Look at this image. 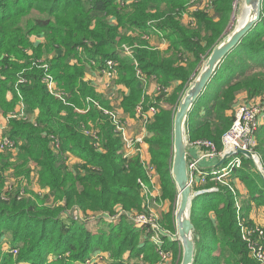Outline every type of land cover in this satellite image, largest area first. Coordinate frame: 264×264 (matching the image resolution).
Listing matches in <instances>:
<instances>
[{
	"label": "trees",
	"instance_id": "obj_1",
	"mask_svg": "<svg viewBox=\"0 0 264 264\" xmlns=\"http://www.w3.org/2000/svg\"><path fill=\"white\" fill-rule=\"evenodd\" d=\"M200 2L0 0V111L8 114L16 108L20 97L15 86L22 74L27 81L18 84L19 91L27 109L37 112L34 121L10 119L8 134L16 149L0 151V264H89L87 259L97 252L108 256L92 258L94 264H130L140 256L147 264H158L159 254L149 234L145 236V227L131 223L125 214L116 216L118 207L145 210L141 183L150 180L139 156H124L122 139L109 115L87 101L112 107L111 98L100 93L88 76L101 72L108 59L117 61L116 84L128 90L120 95L119 106L136 119V108L145 99L135 60L161 85L181 82L169 94L155 97L169 107L162 106L147 126L150 163L162 197L172 204L178 194L171 172L177 107L205 59L222 41L235 0H209L207 8L191 10ZM161 35L168 43L165 49L150 44L153 36L162 39ZM123 45L132 48V56L124 53ZM46 73L53 76L67 103L49 91ZM239 92L264 104V0L260 20L226 56L193 106L186 122L187 138L209 139L222 147L221 137L233 122L228 113ZM252 149L264 166V125ZM70 156L78 163L69 165ZM240 157L241 166L224 179L234 185L238 178L248 189L244 196L239 193V208L229 186L219 181L208 177L205 184L194 187L217 185L219 191L193 201V264H261L243 240L238 215L253 224L252 207L264 208V178L253 160ZM34 170L39 183L49 189V198L62 205L48 207L39 198L20 200L19 193L5 186L6 174L29 180ZM88 211L100 216L91 218ZM173 215V207L159 215L171 231L176 230ZM164 245L173 250L175 261L170 264H181L182 250L176 261L178 242L165 238Z\"/></svg>",
	"mask_w": 264,
	"mask_h": 264
},
{
	"label": "built area",
	"instance_id": "obj_2",
	"mask_svg": "<svg viewBox=\"0 0 264 264\" xmlns=\"http://www.w3.org/2000/svg\"><path fill=\"white\" fill-rule=\"evenodd\" d=\"M122 49L126 55L132 56L131 47L123 45ZM135 65L136 76L138 77L140 82L146 85L148 83V77L150 76H148L138 68V63L136 60ZM43 67L46 69L48 68L46 64L43 65ZM101 69V73L107 78V87L110 89L118 90V85L116 84V81L119 77L117 61L108 59L103 64V67ZM44 79L47 83L49 91L60 97L64 100V102L67 103L63 93L58 91L53 76L50 73H46ZM26 81V77L20 74L18 77L17 85L15 86L16 92L20 97V101L16 105V108L8 112V114H4L2 111H0V117L2 118L0 119V151L14 150V148L16 149V141L12 139L8 134V131L10 129V119L18 118L30 121H34L36 119L37 112H30L27 109V105L25 104L18 88V84L24 83ZM170 91L171 88L169 86L161 84H157L156 86L157 95L160 93H166L167 95L170 93ZM87 101H92L95 105L102 109L105 114L109 115L113 125L115 126L116 133H118V135L122 139L124 156L127 158H131L134 156L140 157L152 185V187L150 188L147 183H141L142 193L145 199V210L143 212H130L123 210L121 207H118L116 216L118 217L121 214H125L131 223L145 227V236L149 234V240L155 245L156 252L159 254L160 259L165 261L170 260L173 252L171 249H167L165 247V237L168 238L170 242H179V235L177 232H172L171 230L163 228L160 225L161 222L158 213L153 212L150 209L151 204L155 202L152 201V199L157 198L161 194V191L159 186L155 187L154 185V167L150 163V160H148L143 153V148H147L149 146L147 141V135L149 133L147 132L148 130L146 131L147 126L158 114L161 105L153 102L152 104H149L148 107H145V103L143 100L140 105L137 106L136 115L141 123L142 131L138 135H132L129 131L127 122L125 121V119H123L116 107L115 109H107L106 107H102L98 102L90 98H88ZM262 110H264V104L258 99L241 102L235 109L231 127L221 137L222 147L220 148L212 140L209 139L194 140L190 142V148H192V150L196 152V155L188 157L189 182L193 190V195L197 196L200 194H204L205 192L219 191V187L217 185H213L211 187H203L198 190H195L193 187L205 184L208 177H213L212 179L215 181H219L217 180V178L224 181L226 175L231 169L241 165V159L240 157H238L240 150H247L252 153L254 158H256L255 163L257 164V166H261V161L253 151L252 146L257 131L261 126V118L263 116ZM86 132L92 133L93 135L96 134V132L93 130H87ZM229 152H233V154L225 159V162L228 160L230 162L228 166L223 167V169H220V166H222L223 163L217 166H212L209 170H206L202 167L204 165V161L217 163ZM3 198L5 199L6 196L4 195ZM83 215L84 214L81 213V215L79 216L78 213V217L80 218H83ZM104 216L109 218L114 217L108 214ZM238 224L241 229L243 240L246 242L248 248L250 249L252 256L261 264H264V228L257 225L256 223L248 224L247 220L245 221V218H242L240 214L238 215ZM139 259L140 261H138V264H147L145 261H143V256H140Z\"/></svg>",
	"mask_w": 264,
	"mask_h": 264
},
{
	"label": "water",
	"instance_id": "obj_3",
	"mask_svg": "<svg viewBox=\"0 0 264 264\" xmlns=\"http://www.w3.org/2000/svg\"><path fill=\"white\" fill-rule=\"evenodd\" d=\"M245 4L250 7L248 17L230 34L226 35L212 50L203 68L185 91L174 118L173 161L171 172L179 194L175 213V224L182 248L181 264H193L196 249V241L194 238L195 226L191 219V210L196 195H193V190L189 182L188 157L192 155L187 149L188 138L186 122L193 106L212 81L216 70L223 60L260 20L262 0H245ZM240 151L254 160V156L249 151ZM232 154L233 152H229L213 166L224 163L225 159Z\"/></svg>",
	"mask_w": 264,
	"mask_h": 264
},
{
	"label": "rangeland",
	"instance_id": "obj_4",
	"mask_svg": "<svg viewBox=\"0 0 264 264\" xmlns=\"http://www.w3.org/2000/svg\"><path fill=\"white\" fill-rule=\"evenodd\" d=\"M208 2H209V0H201V2H200V4L199 5H195V6H193L192 8H191V10H194V9H196L197 7H200V8H207V4H208ZM246 6H245V3H244V0H235V3H234V10H233V12H232V16H231V19H230V21H229V23H228V25L226 26V28H225V30H224V33H223V38L226 36V35H228V34H230L238 25H239V21H241V19L242 18H244L245 19V17H246V15H247V7L245 8ZM184 20H185V22L186 23H189V20H190V17L186 14L185 16H184ZM208 58V57H207ZM206 58V59H207ZM206 59H205V61H204V63L206 62ZM204 63H203V65H202V67L200 68V70L203 68V66H204ZM200 72V71H199ZM198 72V73H199ZM215 83V82H214ZM215 85V84H214ZM189 87V86H188ZM187 87V88H188ZM214 87V86H213ZM186 88V89H187ZM107 96L109 97V98H111L112 99V101H116L115 102V105L116 106H118L119 107V105H118V98H120L121 96L120 95H118V93H117V90H115V89H110V91L108 92V94H107ZM183 98V97H182ZM258 100L260 99V98H257ZM237 100V99H236ZM250 100H255V99H249V98H247V100L246 101H250ZM237 102H238V100H237ZM241 102H245V101H241ZM241 102H238V103H236V101H235V105H234V107H233V111L232 112H229L228 114H231L232 116L234 115V113H235V109H236V107L241 103ZM179 107V106H178ZM178 107H177V109H178ZM107 109H115V107L114 106H112V107H107ZM262 113L264 114V110H262ZM230 115V116H231ZM137 120H139V118H137ZM190 139H187V147L188 148H190ZM252 154V153H251ZM256 155H257V157L259 158V160H260V157H259V154H257V153H255ZM240 155H244L243 153H241V151L239 152V154H238V157H240ZM253 155V154H252ZM246 156V155H245ZM248 157V156H247ZM12 159H16L15 158V156H13L12 157ZM240 159H241V157H240ZM242 160V159H241ZM252 160V159H251ZM255 160H256V158H254V163H255ZM261 161V160H260ZM67 162H68V164L69 165H71V164H76V163H78V160H77V158L75 157V156H70L69 157V159L67 160ZM229 160L228 161H226L225 163H223V165L222 166H220V169L222 168L223 169V167H226V166H228V164H229ZM255 165L257 166V164L255 163ZM241 165H239L238 167H240ZM235 168H237V167H234L233 169H235ZM257 169H258V171L260 172V174L263 176V178H264V166H263V164L261 163V166H257L256 167ZM233 169H231L230 171H229V173L226 175V176H228L229 174H230V172L233 170ZM209 178H211V180H212V178L213 177H209ZM5 179H6V183H5V186H7V189H9V190H11V191H13V192H15V193H19V198H20V200L21 199H26V200H28V201H30V200H32V199H37V198H39V199H41V200H43V204L44 205H46V206H48V207H55V206H60V205H62V203H60L61 201L60 200H57V199H55L53 196L52 197H50L49 198V189L48 188H46V187H44V186H42L40 183H39V180H38V176H37V171L36 170H34L33 171V173H32V176H31V179H24V178H22L21 176H15V175H13V173H10V174H6L5 175ZM217 180H219L220 181V183H221V185H224V186H229V188H230V190L234 193V195H235V198H236V205H237V208L238 207H240V206H242V200H241V194L239 195V193H240V190L241 189H243V187L244 186H242L241 184L239 185V187H240V189L236 186V184H232V185H229V181L228 180H226V181H223V180H220V179H218L217 178ZM21 187L20 188V190H17L16 188H18V187ZM195 187V186H194ZM193 187V188H194ZM243 190H245V188L243 189ZM11 191H8L9 193H10V196H11ZM35 192V193H34ZM218 192V191H217ZM177 193H178V190H177ZM8 194V193H7ZM178 195L179 194H177L176 196H175V200H174V202H173V213H174V220H175V213H176V208H177V204H178ZM24 197V198H23ZM198 199L199 198H196L195 200H194V202H196V201H198ZM151 205H154V207L156 208V209H159L160 208V206H161V204L160 205H158L157 203H152ZM253 208H255V209H253L254 210V219L253 218H249V220H253L254 222L253 223H256L257 225H259V226H262L263 228H264V209L262 208V207H256V206H253ZM78 209H82V208H80L79 206H78ZM88 213L91 215L90 217H94V216H100V213H92V212H90V211H88ZM158 213V212H157ZM81 215V211H79V216ZM161 222V221H160ZM89 225V224H88ZM163 228H165V229H167V230H169L168 228H166L165 226H164V224H160ZM90 226L92 227V228H95L96 227V225L95 224H90ZM172 232H177V228H176V230L175 231H173L172 230ZM146 238V237H145ZM166 238V237H165ZM170 242V241H169ZM179 243V242H178ZM171 244H169V247H171L170 246ZM172 252H173V250H172ZM101 255H106V256H108V254H107V252H102V253H100V252H97L96 254L94 253L90 258H88L87 259V262L89 263V264H94V262H93V260L94 259H96V258H100V256ZM181 255V254H180ZM92 258H94L93 260H92ZM104 258L106 259V260H108L105 256H104ZM138 261H140V259H135L132 263H130V264H138ZM168 262H169V264L171 263V262H173V257H171V259L170 260H167V261H165V260H162V259H160V261L158 262V264H168ZM78 264V263H77ZM79 264H83V263H79ZM102 264H108V261H104V262H102Z\"/></svg>",
	"mask_w": 264,
	"mask_h": 264
},
{
	"label": "crops",
	"instance_id": "obj_5",
	"mask_svg": "<svg viewBox=\"0 0 264 264\" xmlns=\"http://www.w3.org/2000/svg\"><path fill=\"white\" fill-rule=\"evenodd\" d=\"M151 42L150 44L153 45V46H157L161 49H165L167 46H168V43H167V40L165 41L163 38H158L157 36H153L151 38ZM202 67V66H201ZM200 71V70H199ZM149 76V75H148ZM88 78H90L91 80H93V82L95 83V86H97V90L102 93L106 98H108L107 94L108 92L110 91L107 87V78L100 72V71H96L92 74H90V76H88ZM179 83H181L180 81H174L171 83L170 85V88L171 90H173ZM157 84H159L157 78L152 75L150 77H148V83L146 85H144L142 82H141V86L143 88V92H144V103H145V107H148L149 104H152L153 102H156L158 103L159 105H161V107H169V104L168 103H165V101H158L157 99H155V97L157 96V92H156V86ZM187 88V87H186ZM187 89H185L186 91ZM128 92V90L123 87V88H118L117 90V93L118 95H122V94H126ZM248 98L247 96V93L246 92H239L237 94V100L238 102H241V101H246ZM119 99L118 98V105H119ZM236 100V103H238ZM110 102H111V105L116 107L121 116L123 117V119H125V121L127 122L128 126H129V131L132 135H138L141 133L142 131V128H141V123L139 120H137L135 117L133 116H130L129 114H127L122 108H120V106H116L115 105V102L116 101H112L110 99ZM235 103V104H236ZM202 114H205V110L202 112ZM231 115V114H230ZM0 119H2L0 117ZM264 125V114L261 118V126ZM147 131V129H146ZM148 132V131H147ZM150 134L148 133L147 135V140L148 138H150ZM149 144V143H148ZM187 149L190 151L191 155L194 156L196 155V152L194 150H192V148H188ZM143 153H144V156L150 160L151 158V155H150V150H149V146L146 148L144 147L143 148ZM190 157V156H189ZM78 160V159H77ZM79 161V160H78ZM212 164H215V163H210V162H207V161H204V165L202 166L204 169L206 170H209L213 165ZM220 165V164H219ZM257 167V166H256ZM154 185L155 187H158L160 186V183H159V178L157 176V174L155 173L154 177ZM234 183L236 184V186L240 189L239 185L241 184L243 187V189L245 188V190L241 189L240 190V194L242 196L246 195L247 192H248V189L246 188L245 184L243 182H241L238 178L234 180ZM149 187L151 188L152 185L151 183L148 184ZM152 201H155L153 203H157L158 205L161 204L160 208L159 209H156L154 207V205H151L150 206V209L153 211V212H158V215H160V213H168L171 211L172 207H173V203L171 204L167 199H164L162 197V194H160L157 198H154L152 199ZM255 208L252 207L251 209V214H250V217L254 219V210ZM264 209V208H263ZM174 214V213H173ZM174 216V215H173ZM173 216H172V219H173ZM253 221V220H252ZM254 222V221H253ZM176 226V224H175ZM174 243V242H173ZM178 254H177V258H176V261H178L180 258V254H181V244L178 243ZM171 249V248H170ZM135 259H132V262L134 261ZM175 261V259L173 260V262Z\"/></svg>",
	"mask_w": 264,
	"mask_h": 264
},
{
	"label": "bare ground",
	"instance_id": "obj_6",
	"mask_svg": "<svg viewBox=\"0 0 264 264\" xmlns=\"http://www.w3.org/2000/svg\"><path fill=\"white\" fill-rule=\"evenodd\" d=\"M244 3H245V0H244ZM245 6H246V4H245ZM247 7V8H246ZM245 8L247 9V15H246V17H245V19L244 18H242L241 19V21H239V24H242L245 20H246V18L248 17V15H249V12H250V7L249 6H246ZM205 193H207V192H205ZM200 195H202V194H200ZM196 197H198V196H195V198ZM194 198V199H195Z\"/></svg>",
	"mask_w": 264,
	"mask_h": 264
},
{
	"label": "clouds",
	"instance_id": "obj_7",
	"mask_svg": "<svg viewBox=\"0 0 264 264\" xmlns=\"http://www.w3.org/2000/svg\"><path fill=\"white\" fill-rule=\"evenodd\" d=\"M179 244H180V241H179Z\"/></svg>",
	"mask_w": 264,
	"mask_h": 264
}]
</instances>
